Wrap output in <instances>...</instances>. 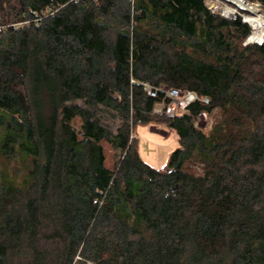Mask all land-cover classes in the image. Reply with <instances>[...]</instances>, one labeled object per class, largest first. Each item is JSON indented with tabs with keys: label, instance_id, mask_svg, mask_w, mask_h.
<instances>
[{
	"label": "trees",
	"instance_id": "1",
	"mask_svg": "<svg viewBox=\"0 0 264 264\" xmlns=\"http://www.w3.org/2000/svg\"><path fill=\"white\" fill-rule=\"evenodd\" d=\"M0 24V264H264V41L241 16L0 0ZM141 82L206 100L156 115ZM161 122L178 146L155 168L135 132Z\"/></svg>",
	"mask_w": 264,
	"mask_h": 264
},
{
	"label": "rangeland",
	"instance_id": "2",
	"mask_svg": "<svg viewBox=\"0 0 264 264\" xmlns=\"http://www.w3.org/2000/svg\"><path fill=\"white\" fill-rule=\"evenodd\" d=\"M212 0H204L205 5L210 9L211 12L220 14L221 16L228 19H236L237 16H241L244 22H247L245 19V12H238L232 16H225L223 14V5L225 4L224 0H214L218 1L219 7L214 9L209 3ZM260 5L261 12L264 13V5L258 1H251ZM249 25L250 23L247 22ZM251 27V25H250ZM252 31V27H251ZM264 41V40H263ZM248 43H258V42H247L246 39L243 44ZM81 103V101H78ZM224 110L221 108H214L211 112H207V119L201 118L196 119L195 124L198 128L202 129L205 133H208L213 129V127L222 121L225 116ZM156 115H162V113H157ZM80 119L75 120V124L79 126ZM107 123L116 130L120 121L108 119ZM77 126V128H78ZM139 142V151L141 158L155 168H165L168 164L169 157L171 152L178 146V141L176 135L170 127L164 123L149 124L145 126H139L135 132ZM106 150V164L110 167L115 165L116 156L115 151L109 143H104ZM196 172H201V167L198 164L192 166Z\"/></svg>",
	"mask_w": 264,
	"mask_h": 264
},
{
	"label": "built area",
	"instance_id": "3",
	"mask_svg": "<svg viewBox=\"0 0 264 264\" xmlns=\"http://www.w3.org/2000/svg\"><path fill=\"white\" fill-rule=\"evenodd\" d=\"M4 28L5 25L0 24V32H2ZM263 40L258 43H262ZM246 41L248 42V38L246 39ZM141 84L143 85L146 92L147 100H149L150 98L161 97V99L155 101L153 105V112L165 113L169 117H175L176 115L185 111L188 105L197 100H206L205 96L199 95L193 90H180L175 87L155 85L150 82H141ZM201 118L207 119L206 111L200 112L196 117V119ZM89 264L93 263L89 262Z\"/></svg>",
	"mask_w": 264,
	"mask_h": 264
},
{
	"label": "bare ground",
	"instance_id": "4",
	"mask_svg": "<svg viewBox=\"0 0 264 264\" xmlns=\"http://www.w3.org/2000/svg\"><path fill=\"white\" fill-rule=\"evenodd\" d=\"M223 14L232 16L238 12H245V19L250 23L252 32L247 37L248 42H261L264 39V13L260 5L250 0H224ZM214 9L219 7L218 1L212 0L209 3Z\"/></svg>",
	"mask_w": 264,
	"mask_h": 264
}]
</instances>
